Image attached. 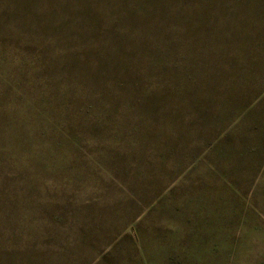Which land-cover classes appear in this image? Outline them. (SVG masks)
I'll use <instances>...</instances> for the list:
<instances>
[{
    "label": "rangeland",
    "instance_id": "1",
    "mask_svg": "<svg viewBox=\"0 0 264 264\" xmlns=\"http://www.w3.org/2000/svg\"><path fill=\"white\" fill-rule=\"evenodd\" d=\"M0 264H264V0H0Z\"/></svg>",
    "mask_w": 264,
    "mask_h": 264
}]
</instances>
